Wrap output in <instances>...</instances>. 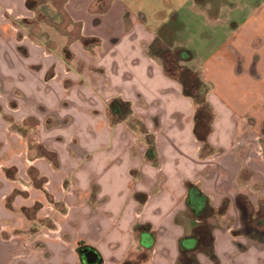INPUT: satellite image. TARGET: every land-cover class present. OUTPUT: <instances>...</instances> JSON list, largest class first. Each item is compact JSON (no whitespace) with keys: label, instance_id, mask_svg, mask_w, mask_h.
Masks as SVG:
<instances>
[{"label":"crops","instance_id":"1","mask_svg":"<svg viewBox=\"0 0 264 264\" xmlns=\"http://www.w3.org/2000/svg\"><path fill=\"white\" fill-rule=\"evenodd\" d=\"M26 1L0 0V264H86L85 250L96 264H264V0L210 17L221 38L195 70L214 113L204 157L192 101L148 52V19L121 0H62L80 36L99 41L91 64L103 76L58 78L59 64L28 78L29 63L53 60L29 41L26 58L17 52L24 31L9 18L32 20ZM195 3L208 12L213 0ZM68 48L89 60L79 41ZM116 98L130 103L125 121L108 112Z\"/></svg>","mask_w":264,"mask_h":264},{"label":"rangeland","instance_id":"2","mask_svg":"<svg viewBox=\"0 0 264 264\" xmlns=\"http://www.w3.org/2000/svg\"><path fill=\"white\" fill-rule=\"evenodd\" d=\"M121 1L127 6L130 14L135 18L142 21L145 18L150 21L148 27L155 37L152 43L153 45L151 44L152 47L150 48V53L153 55L154 59L161 62L158 57L160 49L167 50L171 53L182 51L181 55L184 59L188 58L187 54H193L192 59L184 61L182 64L194 71L200 68L201 62L205 59L206 54L208 53L207 48L217 43L221 38L220 33L216 30L217 28L219 29V27H213L214 24L210 18L211 15L216 13L220 8L223 12H227V10H231L236 6V4H234V1L236 0H227L228 3L224 5L220 3L221 0H219V2L213 0L210 8L211 11L206 12L195 3V1L201 0ZM37 12L41 13L40 18L45 21L46 25L42 24L34 30L33 27L29 26L28 28H23L21 20L13 21L9 18L12 27L16 30L21 29L25 32H19V30H17L18 32L15 35L17 42H19L17 52L20 56L23 58L28 56L27 50L22 44L29 41L38 48H42L43 52L41 50V56H38V58H48L49 56V58L53 60V65L49 67V70L45 66L40 70L41 67L37 66L35 62L27 63L28 66H32L29 68L32 75L28 78H53L57 73V65L59 64L63 67V74L64 76L66 75V77L62 76L63 74L60 72L58 78H92V76L93 78H102L103 75L102 71H100L101 69L99 70V67H95L93 66L94 64H91L93 63L92 58L96 56V46L99 45V41L92 39L94 40L93 43L84 44V46L80 43L83 52L88 55L89 60L87 62H78L74 60L76 56L67 46L68 37L63 35L61 31V23L57 24L53 12L51 13L50 11L45 10L44 7L38 8ZM43 14H46L47 17ZM27 24L29 25V23H26L25 25L27 26ZM28 29L33 31V34H28ZM66 30H68V28ZM70 37L73 39L74 37L77 38V36L73 34L70 35ZM72 43H74V41H71L69 45ZM65 48H67L65 50L67 52L63 53ZM194 52H196V56L194 55ZM38 71L39 74L37 73ZM93 81L95 82V79ZM64 86L71 87V84H64ZM15 96L16 94L12 93V95L10 94L6 97V108L10 110L15 108ZM137 129H139V126Z\"/></svg>","mask_w":264,"mask_h":264},{"label":"trees","instance_id":"3","mask_svg":"<svg viewBox=\"0 0 264 264\" xmlns=\"http://www.w3.org/2000/svg\"><path fill=\"white\" fill-rule=\"evenodd\" d=\"M63 1L62 0H27L25 3L26 9L34 12V18L32 20H21V25H23V28L33 27V30L36 29V27L43 25H46L45 21L42 20L41 13L37 12L38 8L44 7L45 10L53 12L57 24L61 23V31L64 36H67L68 38V45L71 43V41H79L83 44H89L93 43L94 40H88L86 38H82L79 34V26L73 25L67 18V16L64 14L62 10ZM45 17L46 14H43ZM42 15V16H43ZM43 16V17H44ZM39 20V21H38ZM26 23L27 26L25 25ZM37 23V24H36ZM67 28L69 29L66 30ZM74 30V31H73ZM32 32V33H31ZM28 34H33V31L28 29ZM76 35L77 38L74 37L71 38L70 35ZM67 45V46H68ZM153 45V44H152ZM150 46V48L152 47ZM149 48V54L153 57V55L150 53ZM67 48L64 49L63 53L67 52L65 51ZM182 51L171 53L167 50H159V58L161 60L162 69L164 74L173 80H176L180 86L182 95L184 97L189 98L192 101V104L194 106V115H193V135L196 139V141L200 145V151L201 156H210L213 154V150L210 147L208 143V137L212 132V123L214 120V113L207 101V94L209 92V87L204 83V81L199 76L198 72L187 68L182 64V62L190 60L193 58V54H187L188 58L182 57ZM107 109L109 114L113 117L114 122H120L125 121L128 119L131 115V106L130 103L125 102L119 98L112 99L107 104ZM132 128L135 126H139V129L144 132V129L140 126V123L135 121L130 125ZM141 127V128H140ZM146 159L150 162H154L155 160V154H154V148L152 146L151 142H148V148L146 150ZM186 189L188 191L190 190V193L194 194L195 197L202 198L200 192L193 188L192 185L188 184L186 186ZM207 210V209H206ZM210 210H207V214H205V210L200 215H197L198 219L202 220L206 217V215L210 214ZM194 235L196 238L201 237L203 234L207 235L208 231L204 227H198ZM200 242L196 243V247L201 246L199 244ZM203 247V246H202ZM180 253L184 252V247L179 246Z\"/></svg>","mask_w":264,"mask_h":264},{"label":"water","instance_id":"4","mask_svg":"<svg viewBox=\"0 0 264 264\" xmlns=\"http://www.w3.org/2000/svg\"><path fill=\"white\" fill-rule=\"evenodd\" d=\"M148 238H149V236L146 235V234L141 235V244L148 247L149 243H150V242H148ZM183 245L185 247H189V246L192 245V241L187 240V241H185L183 243ZM82 253H83V261H84V263H86V264H96V263H98L97 256H96V254L93 251L85 250Z\"/></svg>","mask_w":264,"mask_h":264}]
</instances>
